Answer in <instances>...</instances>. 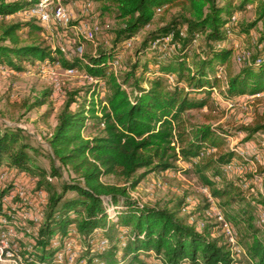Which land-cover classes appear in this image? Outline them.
Here are the masks:
<instances>
[{
	"label": "trees",
	"instance_id": "trees-1",
	"mask_svg": "<svg viewBox=\"0 0 264 264\" xmlns=\"http://www.w3.org/2000/svg\"><path fill=\"white\" fill-rule=\"evenodd\" d=\"M40 1L0 0V65L22 70L23 63H59L95 81L67 92L47 140L48 168L37 163L40 150L23 127L0 121V170L8 174L0 185V231L16 233L12 242L21 263L65 264L57 262V252L75 238L84 247L76 263L83 264H264V223L257 225L255 215L259 206L264 208V173L227 178L224 166L236 159L250 161L239 145L226 146L232 132L195 125L184 116L208 106L215 88L227 101L264 93V0H91L101 3L102 12L113 7L120 23L111 28L109 46L98 44L93 53L71 59L36 39L23 43L20 30L28 27L33 35L42 29L35 18L6 20ZM249 5L254 8L251 21L232 20ZM172 8L177 9L167 17ZM158 10L160 24L144 34L133 60L117 74L113 63L125 41L151 24ZM258 23L253 49L234 68L233 48L223 42L229 34H249ZM169 35L164 49L152 47ZM46 101L42 95L29 107ZM91 125L98 132L85 136L83 130ZM236 130L243 133L241 141L264 136V109ZM178 161L189 163L216 199L236 232L241 258L228 242L211 237L207 218L198 227L196 220L177 215L184 197L174 211L131 195L148 173L180 169ZM62 169L68 173L65 179ZM111 175L124 184L103 180ZM256 176L263 178V188L250 192L247 181H257ZM23 177L31 184L25 198L14 194L25 183ZM38 191L45 202L36 199ZM30 203L39 206L38 223L22 219L23 212L31 211ZM209 206L207 202L199 214ZM102 238L104 250L94 249Z\"/></svg>",
	"mask_w": 264,
	"mask_h": 264
},
{
	"label": "rangeland",
	"instance_id": "rangeland-1",
	"mask_svg": "<svg viewBox=\"0 0 264 264\" xmlns=\"http://www.w3.org/2000/svg\"><path fill=\"white\" fill-rule=\"evenodd\" d=\"M50 1L51 8L61 4L70 12V22H72V24H69L67 27L56 26L55 24H50L49 27H46L39 24L42 28L41 31L34 32L33 35L28 34V27H26L19 31L23 43H30L36 39L41 41L43 45L49 46L50 49L54 50L60 42L67 40L73 42V40H76L78 34L76 27L80 24L91 25L97 23L100 26V31L96 38L98 42L97 45H110V40L113 35L111 28L120 23L113 7L110 10L102 12L101 3L96 1ZM88 2L91 3L89 6L87 5ZM176 9L177 8L170 9L167 17L169 14L175 12ZM161 13L162 11L158 10L152 23L133 36L135 38L133 45L130 48L126 49L124 46V50L119 56V64L115 67L113 66L114 71L117 74H119L121 68L125 67L127 62L133 60L134 49L139 44L144 34L160 24ZM253 18L254 8L249 5L245 10L235 12L232 20L251 21ZM6 20L10 22L26 21L28 20V16L23 11H19L7 16ZM259 28L260 23L253 27L249 34H229L223 42L224 46L228 45L233 48L232 63L234 68L239 65L237 56L243 51L247 52L248 50L251 51L253 49L254 39L259 34ZM82 42L84 44V54L94 52L97 45L86 40H82ZM198 42L199 40L197 39L196 44ZM165 44L166 43L161 44L160 46L158 45L157 48L162 50L165 48ZM143 59L144 58H142V60ZM36 64L23 63L22 70H14L10 68L7 70L0 68V121L6 122L9 125L23 127L28 140L40 150V154L36 156L37 163L48 168L49 147L47 140L54 128L56 115L63 105L67 92L82 88L86 84H89L90 81L83 76L82 71L76 74H66L64 69L59 66H37ZM55 81L59 83L58 87L60 90L54 88ZM42 95L46 96L47 101L45 104L29 107ZM263 109L264 93L258 95H245L234 101H227L219 93L218 88H215L211 93L208 106L201 109L190 110L184 116L188 118L189 123L195 125L209 124L211 126H222L224 129L232 132V135L226 138V146L229 148L234 145H239L244 150L245 156L250 160L243 163V167L245 168L244 172H233L227 175V178H235L239 175L245 176V173L248 172L252 173L253 169L264 173V136L257 134L251 141H241L243 133L236 130V127L240 124L250 123L255 112H261ZM98 130V126L91 125L83 130V134L85 136L93 135L96 134ZM234 162L240 163V160L236 159ZM177 166L180 169L148 173L137 184V186L131 190V195L141 203L168 207L172 208L174 211L177 210L176 203L181 198L188 197L191 201L189 208L185 211H182L181 209L177 215L188 222H192L193 220H196V222L200 221L203 219L204 213L201 215L199 214V211H201L207 203L203 189L206 190V194L209 193V189L200 182L189 163L178 161ZM140 172L141 170H139L136 175ZM62 177L64 179L68 177V173L65 169H62ZM29 180L30 178H25L24 183L28 188L27 193L31 190ZM103 180L111 183L124 184L120 178L113 175L105 177ZM52 181L55 182V184H58L59 182L56 178L52 179ZM248 182H250V192H256L257 190L261 191L263 188V178H261V181L253 180L247 181V183ZM243 186L247 187L248 184L246 185L245 183ZM36 199L40 202L38 192ZM214 200L216 203L215 198ZM31 207L34 208L31 210L33 214L36 209L34 204H31ZM263 210L264 208L259 206L255 213L256 217L259 216ZM206 222L212 226L211 237L220 238L221 241H225L221 233L220 221L216 216L207 218ZM256 224L261 225L262 223L260 224V222H257L256 220ZM72 244L74 248H71V252H73L72 254L74 256L77 255L78 257L79 254L84 251V247L77 243L75 238L72 239ZM15 253L14 256L1 257L0 264H22L19 249H17ZM242 256V253L236 255L238 258H241Z\"/></svg>",
	"mask_w": 264,
	"mask_h": 264
},
{
	"label": "built area",
	"instance_id": "built-area-1",
	"mask_svg": "<svg viewBox=\"0 0 264 264\" xmlns=\"http://www.w3.org/2000/svg\"><path fill=\"white\" fill-rule=\"evenodd\" d=\"M90 4H91L90 2L87 3L88 6ZM50 5H51L50 0H41L40 2L36 3L34 6H32L31 8L23 12L28 16V19L35 18L37 23L40 24L41 26L49 27L50 24H55L56 26L67 27L71 20L70 12L61 4H58L54 6L53 8H51ZM76 29L78 32L76 40H73V42H71L70 40L60 42L55 48L66 59H71L76 56L81 57L83 55L84 44L82 40L90 41L94 45H97L98 43L96 38H97V34L100 31V26L97 23H93L91 25L80 24L79 26L76 27ZM134 38L135 37H130L129 39L125 41L126 49L130 48L133 45ZM170 38L171 36L169 35L165 38L157 39L153 42L152 47H157L159 42L162 40L164 41V43H167L170 40ZM248 54H249L248 51L241 52V54L237 56L238 62L246 58ZM36 63L35 64L37 66L40 65V66H59L61 67L59 63H56L55 65H49L47 61L43 63H40V62H36ZM118 64H119V57L114 61L113 66L115 67ZM0 68L8 70L7 67H4L2 65H0ZM64 71L66 74H76L80 72L79 70L71 69V68L64 69ZM82 74L90 82L95 81L94 78L85 74L84 72H82ZM58 85L59 83L55 81L54 88L60 90ZM244 171H245V168L243 167V164H240L239 162H232L223 167V173L225 175L231 174L233 172L242 173ZM252 171H253L252 173H255L256 170L253 169ZM7 177H8L7 172L0 170V185L3 184V182L7 179ZM256 179L261 181V178L257 176H256ZM27 191H28L27 186L25 184L20 183L15 187L14 194L24 197L27 194ZM205 191L206 190L203 189L207 202L210 203V206L203 211L204 213L203 216L205 218L216 216V218L220 221L219 223H220L221 233L224 237V240L230 244L232 251H234L236 254H240L242 252V249L237 245L236 232L234 228L232 227L230 223H228L223 218L210 192L206 194ZM38 198H40L39 203H43L45 202L46 196L43 194L42 191H38ZM190 203H191L190 199L188 197H185L182 208H181L182 211L187 210L190 206ZM34 206L36 210L34 211L33 214L31 211H25L22 213L23 220L32 218L34 222L38 223L41 217V212L39 210L38 205L34 204ZM32 209L34 208L32 207L31 210ZM2 222H6V220L3 219ZM257 222H260V224L264 223V210L260 213L259 216H257ZM196 224L198 227H202L204 222L200 220V221H197ZM31 230H34V228H32ZM95 232H96V235L100 234L99 230H96ZM15 235L16 233L13 230L8 229V228L0 231V258L3 256L10 257L16 254L15 253L17 251L16 246L12 244V239L15 237ZM106 244H107L106 240L102 238L95 243L94 249L102 251L106 247ZM72 247L74 248L72 241H67L65 243V248L57 252L56 259L58 263L65 262V264H83L85 262L84 260H81L79 263H76L77 255L74 256L72 254L73 253L71 252ZM95 261H97V259H95Z\"/></svg>",
	"mask_w": 264,
	"mask_h": 264
},
{
	"label": "crops",
	"instance_id": "crops-1",
	"mask_svg": "<svg viewBox=\"0 0 264 264\" xmlns=\"http://www.w3.org/2000/svg\"><path fill=\"white\" fill-rule=\"evenodd\" d=\"M22 179H23V180H25V178H24V177H23Z\"/></svg>",
	"mask_w": 264,
	"mask_h": 264
}]
</instances>
